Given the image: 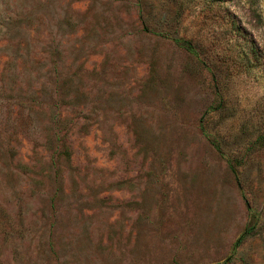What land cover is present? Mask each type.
I'll return each instance as SVG.
<instances>
[{
	"label": "rangeland",
	"instance_id": "rangeland-1",
	"mask_svg": "<svg viewBox=\"0 0 264 264\" xmlns=\"http://www.w3.org/2000/svg\"><path fill=\"white\" fill-rule=\"evenodd\" d=\"M0 264H264V0H0Z\"/></svg>",
	"mask_w": 264,
	"mask_h": 264
},
{
	"label": "trees",
	"instance_id": "trees-1",
	"mask_svg": "<svg viewBox=\"0 0 264 264\" xmlns=\"http://www.w3.org/2000/svg\"><path fill=\"white\" fill-rule=\"evenodd\" d=\"M175 41H176V43H178L179 45H181L182 47H184L186 50L190 51V47H189L188 42L181 41V40H175ZM247 233H248V230L243 231L240 234V236L235 240L233 246L234 247L238 246L241 243V241L244 239V237L246 235H248Z\"/></svg>",
	"mask_w": 264,
	"mask_h": 264
}]
</instances>
